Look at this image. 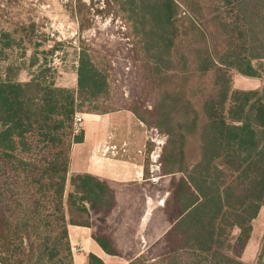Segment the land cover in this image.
<instances>
[{
    "label": "trees",
    "instance_id": "1",
    "mask_svg": "<svg viewBox=\"0 0 264 264\" xmlns=\"http://www.w3.org/2000/svg\"><path fill=\"white\" fill-rule=\"evenodd\" d=\"M121 7L153 91L149 111H128L166 137L162 175H180L161 209L172 211L169 229L124 258L245 264L264 206V87L234 89L233 74L264 77V0H124ZM22 31L0 29V264H73L67 226L90 227L92 217L103 222L116 210L107 182L69 175L71 146L83 140L73 134L74 117L107 113L81 105L99 102L108 80L85 49L76 89L56 86L46 63L20 81L2 63ZM93 238L117 255L103 231ZM87 264L104 263L90 254ZM253 264H264V242Z\"/></svg>",
    "mask_w": 264,
    "mask_h": 264
},
{
    "label": "rangeland",
    "instance_id": "2",
    "mask_svg": "<svg viewBox=\"0 0 264 264\" xmlns=\"http://www.w3.org/2000/svg\"><path fill=\"white\" fill-rule=\"evenodd\" d=\"M123 2L0 0V29L11 31L23 28L15 35L20 44L6 52L8 59L2 63L4 69L10 68L12 74L17 73L20 81L45 72L43 66L46 63L51 70L44 74L53 77L56 86L76 89L79 54L85 49L90 51L98 69L105 74L108 80L106 93L99 102L81 105V110L94 109V112L107 113H77L81 122L75 136L84 135L85 128L88 134V142L79 146L77 152H80L82 164L91 168L94 162L89 154L90 144L93 139H103L102 142L105 140L107 143L102 145H116L119 149L115 156H103L95 150V156L104 160L103 165H111L108 162L112 159L110 156L117 157L124 165H128V158H143L132 168L136 171L144 169V177L148 179L156 178L144 183V177L134 180L128 177L125 182L113 183L117 196L115 212L103 222L99 221L101 215L91 219L93 232L101 234L103 231L116 245L115 252H122L130 258L142 248L152 245L169 229L172 211L168 207L165 211L161 209L169 195L171 180H178L180 175H162L166 137L128 111L132 107L142 112L149 111L153 91L143 78V64L138 62L142 61L139 46L133 26L127 22V14L122 11ZM244 81L238 74H233L234 88H248ZM90 115H96L91 117L94 120L88 119ZM108 115H111L109 122L100 118ZM92 121L100 123V126L90 135L94 126ZM126 134L130 138H122ZM116 140L121 143L117 144ZM131 146L134 147V154L129 151ZM115 165L113 163L111 168ZM70 191L72 189L67 185L66 193ZM106 224L110 226L107 228ZM263 242L264 206L252 221V231L241 260L245 264H253Z\"/></svg>",
    "mask_w": 264,
    "mask_h": 264
},
{
    "label": "crops",
    "instance_id": "3",
    "mask_svg": "<svg viewBox=\"0 0 264 264\" xmlns=\"http://www.w3.org/2000/svg\"><path fill=\"white\" fill-rule=\"evenodd\" d=\"M240 78H242L244 81L243 84L245 86L249 85L248 88H241L237 90H255L260 89L264 87V77L263 78H247L243 77L241 75ZM247 84V85H246ZM62 88H68L67 86H58ZM234 88V87H233ZM71 89V88H70ZM236 89V88H234ZM96 115H90L88 119L94 120L91 117H95ZM111 115L100 117V118H106L105 120L109 122ZM87 123V122H86ZM85 123V124H86ZM93 127L91 134H94L97 131V127H99L100 123H97L96 121H92ZM86 126V125H85ZM106 126V125H104ZM87 128H85V133L83 135V140L81 143L73 144L71 146V152H70V159H69V174H89L91 176L96 177L97 179L101 181L107 182L112 190L115 193L114 184L113 183H122L125 182L126 179L129 177L132 180L135 178H142L144 177V169L141 170H134L135 162L138 164L140 160H143V158H128V165H124L121 161L119 163V160L116 159L117 157H111V160L108 159V162L111 163V165H103L102 158H97L95 156V149L98 145L104 144L106 141L102 142L101 139H93L92 143L89 147V154L91 160L94 162V165H91V168L85 166L82 164L80 152H77V148L79 146H82L84 143L88 142V134L86 133ZM115 131V130H114ZM109 136H107L108 138ZM122 138H130L129 135H125ZM121 139V138H120ZM113 141V139H112ZM114 142V141H113ZM117 144H120L121 142L116 140ZM107 143V142H106ZM131 153L134 154V147L131 146L129 149ZM132 154V155H133ZM113 163H116L114 168H111L113 166ZM147 172V170H146ZM147 174V173H146ZM141 176V177H140ZM156 179L155 177L148 179L144 177L143 182H149ZM139 183H142L138 180ZM115 200L117 203V196L115 194ZM67 232H68V238H69V244L71 253L73 256V264H87L88 262V256L90 254L95 255L99 259L103 261L104 264H127V260L124 258V254L122 252H117V255H108L106 254L102 248L97 244V242L93 238V226L86 227V226H77V225H68L67 226Z\"/></svg>",
    "mask_w": 264,
    "mask_h": 264
},
{
    "label": "built area",
    "instance_id": "4",
    "mask_svg": "<svg viewBox=\"0 0 264 264\" xmlns=\"http://www.w3.org/2000/svg\"><path fill=\"white\" fill-rule=\"evenodd\" d=\"M80 122H81V118L78 114H76L74 117V122H73V134L74 135L77 134L79 130L78 126L80 125ZM95 150L96 152H101L103 156H105L106 154L115 156L119 149L116 147V145H98Z\"/></svg>",
    "mask_w": 264,
    "mask_h": 264
}]
</instances>
